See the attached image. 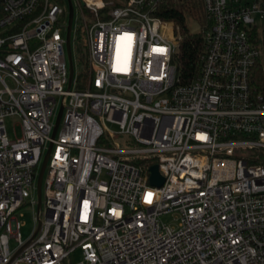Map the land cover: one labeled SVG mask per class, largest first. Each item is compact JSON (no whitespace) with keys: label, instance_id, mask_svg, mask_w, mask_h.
<instances>
[{"label":"built area","instance_id":"2783aa9c","mask_svg":"<svg viewBox=\"0 0 264 264\" xmlns=\"http://www.w3.org/2000/svg\"><path fill=\"white\" fill-rule=\"evenodd\" d=\"M75 1L82 88L73 56L69 86L68 7L0 0V264H264V93L250 83L264 0ZM169 4L202 13L189 20L202 50L188 84L174 63L180 26L159 16ZM109 124L135 146L110 147ZM50 144L23 241L16 214L36 195ZM153 165L161 187L149 184ZM169 214L177 229L162 223Z\"/></svg>","mask_w":264,"mask_h":264},{"label":"trees","instance_id":"16d2710c","mask_svg":"<svg viewBox=\"0 0 264 264\" xmlns=\"http://www.w3.org/2000/svg\"><path fill=\"white\" fill-rule=\"evenodd\" d=\"M110 6L118 5L120 0H104ZM160 17L163 20L177 23L182 31L183 38L174 58L179 78L183 84L190 83L198 74V59L202 50V32L191 34L187 29V15L200 19L201 12L193 6H176L173 4L160 6ZM87 15V12L85 11ZM257 46L261 55L257 59L251 75L250 83L257 92L264 93V31L255 33ZM75 49L78 53V62L82 64V70L77 74L78 88H82L88 80V64L84 47V31L79 25L74 38ZM264 157V156H263Z\"/></svg>","mask_w":264,"mask_h":264},{"label":"rangeland","instance_id":"374dc122","mask_svg":"<svg viewBox=\"0 0 264 264\" xmlns=\"http://www.w3.org/2000/svg\"><path fill=\"white\" fill-rule=\"evenodd\" d=\"M51 2H55L62 10L66 11L67 9L66 0H51ZM72 4L74 8L73 25H76L78 21L79 22L77 24L80 25L82 15L80 13L79 7L75 0H73ZM197 17L198 15L195 17H190L189 15H187L188 20L190 19L198 20ZM186 25H187V29L189 30L191 34H196L199 32V28L194 23L187 21ZM180 34L182 35V38H183L181 28H180ZM71 51H72V56H73V61H74V75L77 76V74L82 70L83 66L82 64H79L78 62V53L75 49V44L73 42V34H72V41H71ZM6 82L9 85V87H12L11 81L6 79ZM4 126L6 130V135L9 140L12 141L15 139V137L20 136V127H19L18 117L16 116L7 117L4 120ZM108 127L113 133H115L114 137L111 140H109L110 145H111L110 147L113 148L114 147L113 145H115L119 149H130L135 146L133 140L129 136L118 134L119 129L117 126L109 124ZM33 200H36L35 193L31 194V197L26 201V205L22 207L16 214V219L19 224V233L23 241H26L31 236V234L33 233L34 227H35V217L37 214V206L35 204L34 205L30 204L32 203ZM178 218L179 217L176 214H169V215L163 216L161 218V221L162 223L170 226L171 228L177 229L179 226ZM16 246L17 244L13 240H10V249L13 250L16 248ZM80 260H81V256L79 252H76L71 256V261L73 263H76Z\"/></svg>","mask_w":264,"mask_h":264},{"label":"water","instance_id":"95a60500","mask_svg":"<svg viewBox=\"0 0 264 264\" xmlns=\"http://www.w3.org/2000/svg\"><path fill=\"white\" fill-rule=\"evenodd\" d=\"M67 7H68V26H67V33H66V53H67V59H68V68H69V86L72 81L73 77V61H72V55H71V31H72V24H73V17H74V9L72 0H66ZM62 109L59 110L57 120L55 123V126L52 131L51 139H54L57 126L60 120ZM51 151V144L49 145V148L44 156L37 180H36V198H37V212L39 213L41 208V183H42V177L45 170V166L47 164L49 154ZM149 184L153 187H161L164 182V178L159 172L158 166L153 165L149 168Z\"/></svg>","mask_w":264,"mask_h":264}]
</instances>
